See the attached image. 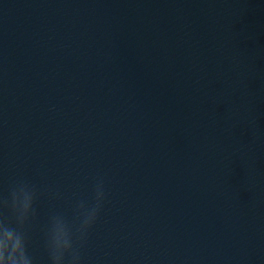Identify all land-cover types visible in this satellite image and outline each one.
<instances>
[{"label": "water", "instance_id": "1", "mask_svg": "<svg viewBox=\"0 0 264 264\" xmlns=\"http://www.w3.org/2000/svg\"><path fill=\"white\" fill-rule=\"evenodd\" d=\"M106 198L81 264H264V0H0V194Z\"/></svg>", "mask_w": 264, "mask_h": 264}, {"label": "clouds", "instance_id": "2", "mask_svg": "<svg viewBox=\"0 0 264 264\" xmlns=\"http://www.w3.org/2000/svg\"><path fill=\"white\" fill-rule=\"evenodd\" d=\"M35 187L26 181L12 184L0 194V264H36L29 252L25 225L35 215ZM106 192L102 179L95 185L94 202L76 205V222L56 214L50 218L46 234L49 264H81V247L103 207Z\"/></svg>", "mask_w": 264, "mask_h": 264}]
</instances>
